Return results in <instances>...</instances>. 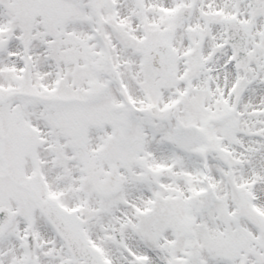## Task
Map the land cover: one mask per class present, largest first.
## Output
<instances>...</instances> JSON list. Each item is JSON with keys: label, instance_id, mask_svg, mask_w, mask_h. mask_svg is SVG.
I'll return each instance as SVG.
<instances>
[{"label": "snow or ice", "instance_id": "snow-or-ice-1", "mask_svg": "<svg viewBox=\"0 0 264 264\" xmlns=\"http://www.w3.org/2000/svg\"><path fill=\"white\" fill-rule=\"evenodd\" d=\"M0 264H264V0H0Z\"/></svg>", "mask_w": 264, "mask_h": 264}]
</instances>
